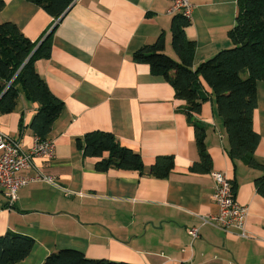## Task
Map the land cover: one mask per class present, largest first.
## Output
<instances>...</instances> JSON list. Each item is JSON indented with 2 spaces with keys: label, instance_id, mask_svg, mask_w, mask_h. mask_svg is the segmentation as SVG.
<instances>
[{
  "label": "crops",
  "instance_id": "obj_1",
  "mask_svg": "<svg viewBox=\"0 0 264 264\" xmlns=\"http://www.w3.org/2000/svg\"><path fill=\"white\" fill-rule=\"evenodd\" d=\"M237 1L191 0L184 31L196 43L193 69L232 46ZM3 2L0 22L14 23L31 40L57 22L50 56L36 59L35 68L63 101L46 136L53 141V154L34 156L30 166L18 171L51 176L57 184L37 178L19 187L12 208L0 189V234L10 230L34 239L30 252L15 264H40L61 248L131 264H264V196L254 186L263 171L230 158L212 89L199 75L207 98L190 119L172 84L131 58L163 32L165 52L178 59L170 43L174 14L167 12L169 1L73 0L57 20L28 0ZM256 86L252 126L259 143L253 156L264 164V80ZM37 107L20 88L13 109L0 112V130L23 149L32 144L29 124ZM193 122L205 129L208 172L189 169L198 160ZM94 130L109 131L122 146L138 152L141 172L96 170L97 158L84 156L79 144ZM159 155L174 156L173 169L161 178L150 175ZM212 171L232 180L236 200L246 206L245 237L235 229L201 224L200 216L219 210L212 199ZM192 226L198 227L194 239L188 232Z\"/></svg>",
  "mask_w": 264,
  "mask_h": 264
},
{
  "label": "trees",
  "instance_id": "obj_2",
  "mask_svg": "<svg viewBox=\"0 0 264 264\" xmlns=\"http://www.w3.org/2000/svg\"><path fill=\"white\" fill-rule=\"evenodd\" d=\"M41 6L54 20L61 17L73 0H28ZM235 25L230 30L232 46L224 48L202 61L193 69L196 49L194 40L187 38L184 28L190 20L176 13L170 22L171 47L178 59L165 52V36L161 32L151 43L136 49L131 58L145 63L154 74H160L174 88L177 98L185 101V111L199 113L207 97L201 90L198 76H202L213 91L214 102L229 140V156L246 165L262 170L254 179L256 191L264 196V164L253 154L259 143V134L253 130V111L257 106L256 84L264 80V0H238ZM0 0V8L3 6ZM57 22L37 40L26 37L12 22H0V112L13 109L20 88L25 97L38 104L31 118L33 135L45 139L58 116L63 101L56 97L35 68V60L48 58L51 34ZM172 72V73H171ZM194 142L198 160L189 167L191 172L203 173L211 169L207 152L205 129L193 122ZM84 156L95 157L94 167L105 171L109 167L141 172L138 152L122 146L113 133L103 130L86 132L79 143ZM174 167L173 155H159L150 166V175L167 176ZM233 189L235 187L233 184ZM34 245L30 236L10 230L0 234V264H15L22 260ZM40 264H131L105 258H89L74 248H61L49 253Z\"/></svg>",
  "mask_w": 264,
  "mask_h": 264
},
{
  "label": "built area",
  "instance_id": "obj_3",
  "mask_svg": "<svg viewBox=\"0 0 264 264\" xmlns=\"http://www.w3.org/2000/svg\"><path fill=\"white\" fill-rule=\"evenodd\" d=\"M168 1V13H179L188 19L190 18L193 6L191 0ZM52 154L53 141L50 138L41 139L34 135L30 147L23 149L19 141L0 130V189L4 191L7 197V207H13L19 187L37 178L50 184H57L51 176L47 175L38 177L18 175L20 169L32 164L34 156H51ZM211 174L214 180L212 199L219 206V210L215 215L200 216L201 224L216 225L225 231L235 229L238 235L245 237L247 208L236 200L232 180L221 171H212ZM188 232L191 239H194L198 236V227L192 226Z\"/></svg>",
  "mask_w": 264,
  "mask_h": 264
}]
</instances>
